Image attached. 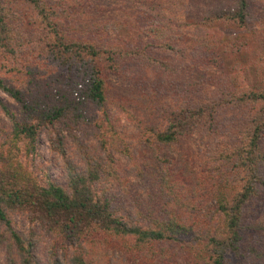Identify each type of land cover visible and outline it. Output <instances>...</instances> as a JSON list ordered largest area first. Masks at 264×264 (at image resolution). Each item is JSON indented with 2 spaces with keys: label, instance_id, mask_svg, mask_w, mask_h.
Here are the masks:
<instances>
[{
  "label": "rangeland",
  "instance_id": "rangeland-1",
  "mask_svg": "<svg viewBox=\"0 0 264 264\" xmlns=\"http://www.w3.org/2000/svg\"><path fill=\"white\" fill-rule=\"evenodd\" d=\"M235 5L236 0H0V80L17 90L26 104L50 105L57 94L63 96L56 104H63L89 67L100 71L104 82L102 107L87 101L81 110L84 118L76 119L69 112L56 124L64 155L53 150L44 130L37 135L32 154L19 153L17 162L29 179L41 187L53 184L65 189L69 169L87 165L85 152L104 161L109 157L114 175L105 177L96 190L118 215L133 216V201L142 202L144 196L135 167L156 157L155 165L162 168L161 159L169 160L172 172L204 196L199 211L187 222L199 223L196 231L212 224L214 204L207 190L216 177H193H211L207 175L214 171V159H206L215 151L217 138L191 156L198 142L186 150L185 146H163L154 139L147 144L135 124L163 129L162 114L184 100L189 85L201 90L206 84V94L219 98L223 80L235 67L242 75L248 73L252 82H259L256 67L264 64V0L249 2V19L243 29L224 25L220 19L213 21L220 13L233 12ZM90 47L99 53L97 58L86 54ZM109 48L116 51L115 56H109ZM0 102L18 121L28 118L2 90ZM10 129L11 121L0 110V144L9 138ZM226 172L232 178L228 168ZM254 204L257 219L264 222L261 201ZM10 217L15 231L25 233L29 228L22 216ZM37 235L33 248L39 264H47L50 247L60 264H70L75 248L58 237L49 238L44 231ZM110 244L107 240L85 246V263L109 264L122 257L121 247ZM179 245L165 246L175 263L201 264L190 261ZM10 260L16 262L15 252L0 227V264Z\"/></svg>",
  "mask_w": 264,
  "mask_h": 264
},
{
  "label": "trees",
  "instance_id": "trees-1",
  "mask_svg": "<svg viewBox=\"0 0 264 264\" xmlns=\"http://www.w3.org/2000/svg\"><path fill=\"white\" fill-rule=\"evenodd\" d=\"M251 1L236 0L233 12L220 13L213 21L220 19L224 25L245 28ZM92 48L86 54L91 59L97 58L99 53ZM167 48L172 49L169 45ZM107 52L109 56L116 55L111 48ZM259 66L261 69L256 67L259 82H252L248 73L242 75L235 67L223 80L219 98L210 97L211 92L206 94L203 90L206 84L201 90L187 86L184 100L162 114L166 122L163 129L139 121L135 124L147 144L154 139L163 146H185L186 150L190 143L198 142L199 147L191 150V156L205 142L217 138L213 143L215 151L210 149L213 153L207 154L206 159H214V171L206 174L211 177H193H216L207 190L214 204L213 223L199 231L196 226L200 224L188 223L187 219L199 211L200 197L204 196L172 172L169 160L161 159L162 168L155 165L156 157L135 167V177L144 196L142 202L133 201L134 215L123 217L96 190L105 183V177L114 175L109 157L104 161L85 152L83 159L87 165L69 169L65 189L53 184L36 185L18 164L19 153L24 156L33 153L36 137L42 130L47 132L53 150L64 155L61 137L55 133L59 119L69 112L76 119L84 118L81 110L87 101L102 107L104 82L94 66L85 71L84 78L72 89L71 97L61 105L56 104L63 96L60 94L50 105L26 104L17 90L5 87L0 80V90L28 116L18 121L0 102V110L11 121L9 138L0 144V227L16 256V262L10 260L9 264H39L34 252L39 231L46 232L49 238L58 237L76 249L69 257L70 264H86L85 246L107 240L109 246H120L123 253L109 264H125L127 260L131 264H177L165 250L168 244H180L178 247L194 263L264 264V222L257 219L254 204L259 199L264 210V64ZM227 168L232 178L227 177ZM189 170L194 173L193 169ZM200 188H204L202 184ZM13 214L29 223L25 233L14 230L10 217ZM52 249L47 250V264H60Z\"/></svg>",
  "mask_w": 264,
  "mask_h": 264
}]
</instances>
